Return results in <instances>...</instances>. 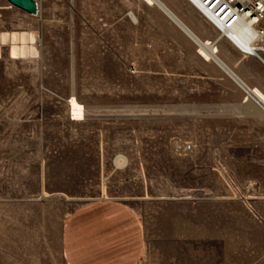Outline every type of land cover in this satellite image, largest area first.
<instances>
[{"label": "rangeland", "instance_id": "obj_1", "mask_svg": "<svg viewBox=\"0 0 264 264\" xmlns=\"http://www.w3.org/2000/svg\"><path fill=\"white\" fill-rule=\"evenodd\" d=\"M35 1L37 16L0 0V264H67L64 225L99 199L142 221L139 264L171 263L169 202L183 197L234 199L221 230L264 248V109L146 0ZM162 1L197 36L219 39L185 0ZM15 33L35 34L27 47L38 55L14 59ZM217 48L264 87L258 58L226 40Z\"/></svg>", "mask_w": 264, "mask_h": 264}, {"label": "crops", "instance_id": "obj_2", "mask_svg": "<svg viewBox=\"0 0 264 264\" xmlns=\"http://www.w3.org/2000/svg\"><path fill=\"white\" fill-rule=\"evenodd\" d=\"M257 70L262 75L264 64ZM253 86L264 93L261 83ZM231 201L219 197L193 202L183 197L169 202L171 216L176 218L171 227L176 247L170 264H264V248L245 247L230 238L229 230H221V214ZM215 213L217 224L212 225ZM257 224L264 233V225ZM61 236L67 264H139L146 251L142 221L133 209L115 199L81 206L71 214Z\"/></svg>", "mask_w": 264, "mask_h": 264}, {"label": "bare ground", "instance_id": "obj_3", "mask_svg": "<svg viewBox=\"0 0 264 264\" xmlns=\"http://www.w3.org/2000/svg\"><path fill=\"white\" fill-rule=\"evenodd\" d=\"M153 7H157L163 14H165L168 18H170L173 23H175L186 35L190 37L194 42L197 43L199 46V52L209 62L215 63L219 68L226 72V74L235 82L241 86L247 95L252 99L261 109H264V94L258 89H252L249 87L229 66L228 64L219 57L218 55V48L217 43L219 41L216 40L214 42L206 41L197 36L183 21L177 17L171 9L168 7L166 3L162 0H146ZM39 6V5H38ZM233 33L240 38L239 43H237L242 49L249 51L255 56L259 58L260 54L258 52V46L252 44L250 42V29L247 25H240L239 27L235 28ZM35 34H13L12 39L14 42H20L19 47H14L11 51V55L14 59H18L19 57L27 58L29 56H37L38 52L35 47H27L28 43L34 44L35 41ZM5 37L3 40L5 41ZM15 46V45H14ZM264 63V59L262 58ZM232 79V80H233ZM73 107V115L75 119L82 120L85 117V108L77 101V99L73 98L72 101ZM191 145H184L182 147H190ZM125 158H120V163H124Z\"/></svg>", "mask_w": 264, "mask_h": 264}, {"label": "built area", "instance_id": "obj_4", "mask_svg": "<svg viewBox=\"0 0 264 264\" xmlns=\"http://www.w3.org/2000/svg\"><path fill=\"white\" fill-rule=\"evenodd\" d=\"M205 22L219 33V40H226L242 54L253 56L237 43L234 29L247 25L250 42L258 46L259 58L264 59V0H185ZM72 119H75L71 113Z\"/></svg>", "mask_w": 264, "mask_h": 264}, {"label": "water", "instance_id": "obj_5", "mask_svg": "<svg viewBox=\"0 0 264 264\" xmlns=\"http://www.w3.org/2000/svg\"><path fill=\"white\" fill-rule=\"evenodd\" d=\"M7 1L12 6L24 11L29 15L37 16L39 13V6L35 0H7Z\"/></svg>", "mask_w": 264, "mask_h": 264}]
</instances>
